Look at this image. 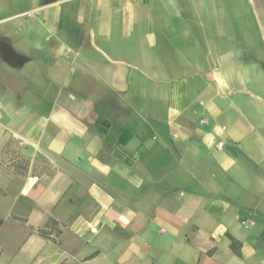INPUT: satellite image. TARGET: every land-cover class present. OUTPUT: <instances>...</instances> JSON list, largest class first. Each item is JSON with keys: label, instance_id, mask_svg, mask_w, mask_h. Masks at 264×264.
<instances>
[{"label": "crops", "instance_id": "1", "mask_svg": "<svg viewBox=\"0 0 264 264\" xmlns=\"http://www.w3.org/2000/svg\"><path fill=\"white\" fill-rule=\"evenodd\" d=\"M0 264H264V0H0Z\"/></svg>", "mask_w": 264, "mask_h": 264}, {"label": "rangeland", "instance_id": "2", "mask_svg": "<svg viewBox=\"0 0 264 264\" xmlns=\"http://www.w3.org/2000/svg\"><path fill=\"white\" fill-rule=\"evenodd\" d=\"M253 90L257 91V89H254V88L252 89V91H253ZM262 97H263V96H262ZM262 97H260L261 100H263ZM256 122L259 124V121H256Z\"/></svg>", "mask_w": 264, "mask_h": 264}, {"label": "built area", "instance_id": "3", "mask_svg": "<svg viewBox=\"0 0 264 264\" xmlns=\"http://www.w3.org/2000/svg\"><path fill=\"white\" fill-rule=\"evenodd\" d=\"M219 146H220V144H219Z\"/></svg>", "mask_w": 264, "mask_h": 264}]
</instances>
